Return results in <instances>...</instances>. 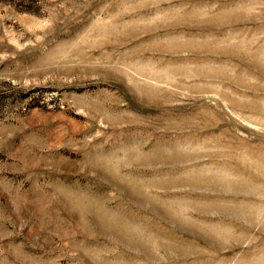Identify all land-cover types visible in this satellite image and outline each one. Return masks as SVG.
Instances as JSON below:
<instances>
[{
    "label": "rangeland",
    "instance_id": "374dc122",
    "mask_svg": "<svg viewBox=\"0 0 264 264\" xmlns=\"http://www.w3.org/2000/svg\"><path fill=\"white\" fill-rule=\"evenodd\" d=\"M0 264H264V0H0Z\"/></svg>",
    "mask_w": 264,
    "mask_h": 264
}]
</instances>
